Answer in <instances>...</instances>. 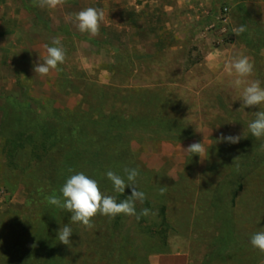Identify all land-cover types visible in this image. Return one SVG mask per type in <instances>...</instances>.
I'll use <instances>...</instances> for the list:
<instances>
[{
	"label": "rangeland",
	"instance_id": "rangeland-1",
	"mask_svg": "<svg viewBox=\"0 0 264 264\" xmlns=\"http://www.w3.org/2000/svg\"><path fill=\"white\" fill-rule=\"evenodd\" d=\"M88 7L105 13L98 36L76 27ZM57 37L65 62L37 75ZM262 50L264 0H0V264L24 220L28 246L71 227L58 264H264L250 243L264 232V138L248 128L264 105L241 108L225 70L246 55L264 87ZM196 142L203 160L186 150ZM125 168L139 170L148 216L97 214L89 229L48 203L80 172L121 202L131 188L116 193L106 173ZM36 253L16 261L51 264Z\"/></svg>",
	"mask_w": 264,
	"mask_h": 264
},
{
	"label": "clouds",
	"instance_id": "clouds-1",
	"mask_svg": "<svg viewBox=\"0 0 264 264\" xmlns=\"http://www.w3.org/2000/svg\"><path fill=\"white\" fill-rule=\"evenodd\" d=\"M64 2L65 0H33V6L55 9ZM104 19L103 9L93 7H88L74 15L78 31L88 33L91 36L100 34V25ZM246 30L244 26H240L233 28L232 31L239 37ZM52 44L54 46H46V56L43 63L40 62L34 66V72L37 75H48L50 70L57 69L58 65L63 64L66 60V50L61 45L59 37L55 38ZM261 54H264V50ZM225 70L232 77L229 86L239 93L237 99L242 101L241 108H256L264 105V87L261 86L259 80L249 79L254 73V63L250 61L249 57L243 54L233 57L226 63ZM248 128L256 139L264 138V110L255 112V119L249 123ZM196 130L201 132L198 127ZM240 139L241 136L239 135L224 136L222 134L219 141L236 144L239 143ZM203 142L193 143L186 150L193 155H199L203 160L206 152ZM124 173L126 179L113 171L106 173L116 193H124L127 187L131 188V195L121 202H117L115 196L103 194L96 179L89 178L85 173L80 172L67 178L60 190L62 198L53 194L47 197L48 203L70 212L71 223H80L89 229L94 227L92 220L97 214L110 218H115L121 214L136 216L137 219L140 216H148L150 214L149 209H141L139 214L136 210V202L143 203L146 199V194L139 190L136 184L139 170L125 168ZM166 191L167 186H162L159 189L160 195H164ZM72 234L71 227L65 225L59 229L57 238L60 243L69 246ZM250 243L259 252L264 253V232L254 233Z\"/></svg>",
	"mask_w": 264,
	"mask_h": 264
},
{
	"label": "trees",
	"instance_id": "trees-1",
	"mask_svg": "<svg viewBox=\"0 0 264 264\" xmlns=\"http://www.w3.org/2000/svg\"><path fill=\"white\" fill-rule=\"evenodd\" d=\"M17 216H21V213H18ZM27 221H22L23 224H21V228H22V233L19 235V245H13L14 243H10L7 247L5 246V249H3L4 254L3 257H5V259H7V262H9L8 264H18L16 259H18V256H25L27 255L26 258H29L31 255H37L36 259L39 256V253H36V251L40 252H48V256L47 259L51 260V264H58V261L56 259V256L54 254V251L58 249V244H57V237L55 236V234H53L52 239L49 241V239L47 240V236H42V238L40 240H38V246L35 245H27V243H25V241L28 239V233H27V226H25ZM6 228V229H4ZM10 227H3L2 229H0V235L1 236H8V229ZM18 228V227H17ZM20 228V227H19ZM13 233V232H12ZM2 238V237H1ZM34 239V238H33ZM32 239V241H33ZM23 243V244H20ZM24 249V251H22ZM48 251H47V250ZM35 252V253H34ZM39 261H41V258H38ZM6 261V260H5Z\"/></svg>",
	"mask_w": 264,
	"mask_h": 264
},
{
	"label": "built area",
	"instance_id": "built-area-1",
	"mask_svg": "<svg viewBox=\"0 0 264 264\" xmlns=\"http://www.w3.org/2000/svg\"><path fill=\"white\" fill-rule=\"evenodd\" d=\"M227 11V10H226Z\"/></svg>",
	"mask_w": 264,
	"mask_h": 264
}]
</instances>
